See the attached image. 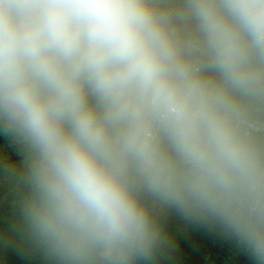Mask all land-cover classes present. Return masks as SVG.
Listing matches in <instances>:
<instances>
[{"label": "clouds", "instance_id": "clouds-1", "mask_svg": "<svg viewBox=\"0 0 264 264\" xmlns=\"http://www.w3.org/2000/svg\"><path fill=\"white\" fill-rule=\"evenodd\" d=\"M0 136L43 264H161L172 220L264 264V0H0Z\"/></svg>", "mask_w": 264, "mask_h": 264}, {"label": "trees", "instance_id": "trees-1", "mask_svg": "<svg viewBox=\"0 0 264 264\" xmlns=\"http://www.w3.org/2000/svg\"><path fill=\"white\" fill-rule=\"evenodd\" d=\"M0 144L6 145V151L11 154L12 159H21L16 151L12 150L9 141L0 136ZM10 199L5 198L3 188H0V229L10 226L11 216L9 214ZM169 229L175 236V247L171 250L168 258L161 264H211L210 259L217 260L226 254L230 255L229 264H254V262L227 237L219 234H211L208 231H199L185 227L178 221L169 222ZM6 233L0 231V236ZM0 264H43L38 256L27 255L15 244L0 240Z\"/></svg>", "mask_w": 264, "mask_h": 264}, {"label": "rangeland", "instance_id": "rangeland-1", "mask_svg": "<svg viewBox=\"0 0 264 264\" xmlns=\"http://www.w3.org/2000/svg\"><path fill=\"white\" fill-rule=\"evenodd\" d=\"M2 137H3V136H2ZM4 138H5V137H4ZM12 150L16 151L14 148H12ZM17 154H18V153H17ZM219 260H220L221 264H229V261H230V255L226 254L224 258H220ZM210 262H212L211 264H216L217 260L214 261V260L212 259V261H211V259H210Z\"/></svg>", "mask_w": 264, "mask_h": 264}, {"label": "built area", "instance_id": "built-area-1", "mask_svg": "<svg viewBox=\"0 0 264 264\" xmlns=\"http://www.w3.org/2000/svg\"><path fill=\"white\" fill-rule=\"evenodd\" d=\"M208 262V257L204 260L203 264H206Z\"/></svg>", "mask_w": 264, "mask_h": 264}]
</instances>
